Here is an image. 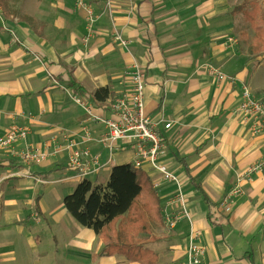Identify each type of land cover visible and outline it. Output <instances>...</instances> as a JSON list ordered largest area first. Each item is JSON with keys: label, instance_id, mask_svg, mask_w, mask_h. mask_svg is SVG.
Wrapping results in <instances>:
<instances>
[{"label": "crops", "instance_id": "1", "mask_svg": "<svg viewBox=\"0 0 264 264\" xmlns=\"http://www.w3.org/2000/svg\"><path fill=\"white\" fill-rule=\"evenodd\" d=\"M99 1L109 10L92 26L99 37L93 46L80 43L81 20L68 39L64 30L51 43L36 22L46 24V19L29 15L19 16L14 34L0 32V138L14 125L26 128V139L13 147L18 153L26 147L43 148L63 135L80 142L85 128L92 141L81 146L106 160L107 151L98 143L105 127L90 117H110L109 102L128 90L125 72L137 62L146 75L145 111L160 122L158 130L166 140L168 152L161 161L178 177L184 207L200 232L198 243L205 252L200 264H264V172L241 185L232 206H222L237 174L260 158L264 145V137L252 135L251 120L236 113L243 85L259 91L257 72L264 64L251 73V63L227 42L235 37L234 0H97L94 5ZM56 4L59 8L61 0ZM24 17L35 22L34 28ZM64 19L58 14L55 21ZM113 32L127 41V49L110 40ZM26 40L29 46L22 44ZM33 59L59 84L33 81L27 74H32L27 63ZM207 65L227 79L217 81ZM38 70L41 73L35 66V73ZM70 79L89 96L108 88L114 97L104 106L82 104L66 89ZM87 106H94L90 115ZM161 123H171V128L164 130ZM133 162V151H115L112 164L87 180L105 186L112 167ZM140 169L162 209L177 186L155 189L156 175L146 165ZM80 182L67 169L65 153L26 167L11 152L0 150V264H140L121 255L98 257L103 241L80 226L63 205ZM188 231V221L182 220L173 231L163 224L153 229L156 241L150 242L148 235L140 238L158 262L176 264L184 256Z\"/></svg>", "mask_w": 264, "mask_h": 264}, {"label": "built area", "instance_id": "2", "mask_svg": "<svg viewBox=\"0 0 264 264\" xmlns=\"http://www.w3.org/2000/svg\"><path fill=\"white\" fill-rule=\"evenodd\" d=\"M75 4L81 9L84 8L82 0H75ZM85 10L88 12L89 18L92 19L91 11ZM115 41L121 47L127 49L128 43L126 40L120 36H115ZM229 41L234 44L237 43L234 37L233 39L230 38ZM12 43H16V41L13 40ZM206 71L219 82L227 79L226 75L212 65H207ZM126 76L129 81V88L109 102L110 117H90V119L96 123H101L105 127V132L98 143L103 150L107 151L106 160L102 159L101 154L93 155L88 147L81 146V144L92 141L90 133L85 128L81 129L80 142L72 139L71 136L63 135L60 138H52L45 142L43 148L26 147L16 153L13 147L18 142L24 141L29 132L26 128L14 125L8 133L0 138V150L11 152L26 167L42 164L50 156L65 153L66 167L79 181L87 180L98 174V172L106 170L112 164L115 151L127 149L133 151L134 162L132 165L136 169L142 168L143 165L149 167L157 178L153 182L155 189L161 184H171L178 188L161 209L165 230H175L182 220H187L189 223V231L185 237L184 256L176 264H200L205 254L204 249L198 243L200 232L194 228L191 216L184 207L185 196L178 177L167 164L161 161L168 151L166 140L158 130L160 122H154L145 111V70L137 62H133ZM84 108L86 113L90 115L89 108ZM236 113L243 116L244 119L251 120L253 123L251 125L252 135L264 137V102L255 98L247 85L242 86L241 102ZM161 124H163L164 130L171 128V123ZM260 172H264V145L260 158L237 174L235 184L225 196L222 206L224 208L232 206L234 199L241 195V185L249 182L253 175ZM174 205H177V207L172 208Z\"/></svg>", "mask_w": 264, "mask_h": 264}, {"label": "trees", "instance_id": "3", "mask_svg": "<svg viewBox=\"0 0 264 264\" xmlns=\"http://www.w3.org/2000/svg\"><path fill=\"white\" fill-rule=\"evenodd\" d=\"M0 1L5 7L4 0ZM96 1L89 0L91 4ZM248 1L236 7L235 14L248 12ZM259 20L262 26L254 27L258 34L255 45L249 48L250 59L259 57L264 50V14L259 16ZM23 21L34 28L32 19L24 17ZM44 63L47 66V62ZM55 82L59 84L57 79ZM66 89L82 104L104 106L109 97H114L108 88L98 89L89 96L72 79ZM63 205L80 226L91 229L103 241L104 247L98 257L121 255L131 262L158 264L157 255L145 247L146 240L140 235H148L150 242L156 241L151 232L162 227L161 204L149 178L141 169L130 164L112 167L105 186L81 181L72 194L64 197ZM212 216L213 213H209L208 219Z\"/></svg>", "mask_w": 264, "mask_h": 264}, {"label": "rangeland", "instance_id": "4", "mask_svg": "<svg viewBox=\"0 0 264 264\" xmlns=\"http://www.w3.org/2000/svg\"><path fill=\"white\" fill-rule=\"evenodd\" d=\"M4 1L6 2L5 7L2 5L0 1L1 3L0 13L2 20V22L0 20V32L6 33V31L8 30L7 32L14 34L12 28L16 27L17 22H19V16L29 15L35 18V20L36 18H40V20L46 19L47 21L46 24H43V22H39L38 19L36 20V22L38 24V28L40 32L43 35V39L48 40L51 43V41L56 39L57 36L63 34L64 30L68 31V34L66 35V39H68L69 38L68 35H72L73 32L79 28V24L81 20L83 21L82 27L84 29V32L80 37V43H82L84 46L86 45L93 46L94 44L99 43L98 41L99 37H97L98 33L96 32L97 35H94L95 30L93 27H96L95 26L96 22L99 21V19H101L104 16L105 11L109 10L106 4H101V2L99 1L97 4L94 5L91 4L89 0H82L84 6V8L82 9L77 7L74 0H69L70 4H68V0H61V4L59 8H58V4H56V0H45L46 1L45 4H42V1L44 0H4ZM244 1L245 0H234L235 8L242 6ZM41 6L44 9H42ZM85 9L91 11L92 19L89 18L88 12ZM234 9L232 11L235 21L234 38H236L237 43L234 44L233 42L229 41L230 38L233 39V36L228 38L227 42L229 46L232 47L231 50L235 48L234 50H237L238 54H242L245 60L251 63L249 69L251 70V73H253L259 69L260 65L264 64V50L259 57L254 59H250L252 55L249 53V48H252L255 45L258 34V32L254 30V27L262 26V23L259 20V16L264 14V0H249L247 5L248 12L241 11L240 13L235 14L236 11H234ZM244 10H246V7ZM58 14L64 15L66 19L62 21H55L58 17ZM41 15L43 17H40ZM69 15H72L74 19H70ZM56 32L59 33L58 35L54 36ZM115 35L116 33L113 32L112 35L110 36V40L113 42L115 40ZM12 38L13 37H11V39ZM13 40L16 39L13 38ZM30 43H31L30 41L26 40L22 44L24 46L25 45L29 46ZM27 66L29 67L28 70L32 71V74L29 73L30 71H28L27 74L33 76V81L41 82L42 84L45 85H53V84L56 85L55 82L49 77V73L46 71V69L43 68V71L41 70L42 66L38 59L31 60L29 63H27ZM35 66H38L40 68L41 73H39V70L38 73H35ZM257 73L258 76L261 77L257 79L256 84L262 81L261 83L262 85L259 91H256L255 93L250 88V86L249 88L251 93L253 92L252 94L255 98L260 99L264 102V68L260 69V71H258ZM126 74L127 71L125 72V75ZM120 95L121 94L119 95L117 94V96ZM87 107L89 109L94 108V106L92 107L87 106ZM7 109L8 110L10 109L9 105L7 106ZM155 235L156 237L157 236L161 237V233H157ZM157 263L173 264L171 260L168 261L161 260L160 262Z\"/></svg>", "mask_w": 264, "mask_h": 264}]
</instances>
